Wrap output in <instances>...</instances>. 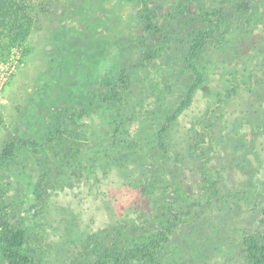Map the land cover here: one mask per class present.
Wrapping results in <instances>:
<instances>
[{
    "label": "trees",
    "instance_id": "trees-1",
    "mask_svg": "<svg viewBox=\"0 0 264 264\" xmlns=\"http://www.w3.org/2000/svg\"><path fill=\"white\" fill-rule=\"evenodd\" d=\"M61 1L54 22L71 19L88 24L105 0ZM124 1L134 5L139 23L133 35L138 58L98 76H94L97 71L84 73L88 83H80L79 102L51 105L45 122L37 126L25 122L27 115L18 117L0 143L4 264H42L44 255L28 244V237L32 223L46 213L51 186L60 179L90 193L114 184L121 197L109 202L124 214L89 233L75 250V256L84 258L82 264H197L181 257L174 244L181 224L197 221L192 215L187 219L186 210L191 213L198 206L186 197L183 169L196 166L205 188L210 185L215 191L221 185L209 161L216 124L205 121L240 89L264 90V0H210L206 9L201 0H173L163 16L158 14L157 0ZM33 2L0 0V62L11 47L25 44L36 5L47 14L53 9L51 0ZM182 27H188V55L177 67L176 61L162 63L159 59L169 57V46ZM27 51L24 47L23 54ZM178 69L193 76L180 89L171 78ZM198 94L207 100L199 114L194 109ZM25 157L30 161L23 169L35 163L41 172L25 179V189L16 197L15 184H22L25 173L11 171V166L25 164ZM262 190L264 195V185ZM136 195L144 198L148 209L134 203L130 212ZM106 197L103 190L102 199ZM17 202L21 209L9 211L10 204ZM259 214L262 232L241 229L239 233L244 264H264V203ZM74 258L67 260L77 262Z\"/></svg>",
    "mask_w": 264,
    "mask_h": 264
},
{
    "label": "rangeland",
    "instance_id": "rangeland-1",
    "mask_svg": "<svg viewBox=\"0 0 264 264\" xmlns=\"http://www.w3.org/2000/svg\"><path fill=\"white\" fill-rule=\"evenodd\" d=\"M33 1L38 3V0ZM51 1L54 7L48 14L36 5L25 44L11 47L6 60L0 62L1 80L9 68L10 58L14 60L17 54L20 56L19 63L5 76L0 88V143L18 117L27 115L25 122L37 126L45 122L43 117L51 105L79 102L82 97L80 83H88L83 79L84 75L97 71L94 76H98L102 71L139 56L133 39L139 31V23L134 15L135 7L130 2L105 0L88 19L89 28L86 20L54 22V11H61L62 1ZM209 1L201 0L206 3L205 9ZM156 2L158 14L163 16L170 11L173 0ZM180 30L181 34L169 46V57L159 59L162 63L176 61L177 67L180 60L188 55L185 50V42L189 40L186 35L188 27ZM24 47L28 49L25 54ZM192 77L189 71L179 69L171 76L176 89L185 83L188 85ZM95 81L99 84L97 79ZM196 98L198 103L194 104V109L199 114L207 100L199 94ZM209 114L206 124L211 121L216 124L209 161L221 185L215 191L210 185L205 188L196 166L183 169L186 197L198 206L197 211L193 209L190 213L186 210L187 219L192 215L197 221L185 227L181 224L182 230L176 234L174 244L178 245L181 257L193 259L197 264H244L240 230L251 233L263 230L259 224V210L264 203V90L261 87L254 91L249 87L242 88L220 110ZM22 159L25 164L11 166V171L16 169L25 173L22 184H15L18 187L16 197L23 193L25 181L31 174L41 172L35 163L23 169L22 166L27 165L30 159ZM47 182L50 186L51 180ZM109 186L112 188L108 190ZM103 190L107 194L105 199H102ZM51 193L52 198L44 208L46 213L32 223L28 244L35 247L39 255H44L45 259L40 258L42 264H82L84 258L75 256V250L89 233L124 214L111 208L109 202L121 197L117 195L114 184H106L100 192L90 193L82 185L70 187L65 179L56 181L51 186ZM134 199L130 212L135 209L134 203L148 209L141 195ZM10 205L8 210L13 213L23 206L18 202ZM21 214L23 211L19 212L18 219ZM10 217L15 218L12 214ZM69 256L75 257L77 262L68 261ZM0 264H4L1 257Z\"/></svg>",
    "mask_w": 264,
    "mask_h": 264
},
{
    "label": "built area",
    "instance_id": "built-area-1",
    "mask_svg": "<svg viewBox=\"0 0 264 264\" xmlns=\"http://www.w3.org/2000/svg\"><path fill=\"white\" fill-rule=\"evenodd\" d=\"M10 61H11V62H10ZM10 61H9V62H10V63H9V68H8V70L6 71L5 76H6L8 73H11L12 70L15 68V66L19 63V61H20V56L17 54L16 59L12 60V58H10ZM5 76H3V77L1 78V80H0V88H1L2 83H3L4 80H5Z\"/></svg>",
    "mask_w": 264,
    "mask_h": 264
}]
</instances>
